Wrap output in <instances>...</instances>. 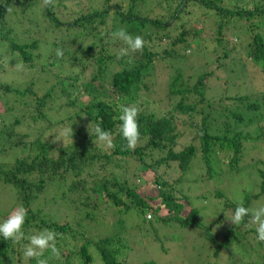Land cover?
Instances as JSON below:
<instances>
[{"label": "trees", "instance_id": "trees-1", "mask_svg": "<svg viewBox=\"0 0 264 264\" xmlns=\"http://www.w3.org/2000/svg\"><path fill=\"white\" fill-rule=\"evenodd\" d=\"M120 27L142 53L120 56ZM121 105L140 110L135 150ZM263 158L264 0H0V185L14 191L0 222L28 209L25 238L0 237V264H36L23 247L45 228L60 249L49 264H264L250 217L225 220L261 203L264 171L239 200L213 183ZM132 209L143 218L129 224Z\"/></svg>", "mask_w": 264, "mask_h": 264}, {"label": "clouds", "instance_id": "clouds-1", "mask_svg": "<svg viewBox=\"0 0 264 264\" xmlns=\"http://www.w3.org/2000/svg\"><path fill=\"white\" fill-rule=\"evenodd\" d=\"M56 0H43L45 7H55ZM112 37L125 45L120 49V56L126 57L130 53L143 52L145 40L141 35H132L124 27H120L112 32ZM55 54L58 58H62L64 50L57 48ZM131 62V61H130ZM24 66L23 60L17 54V70H22ZM139 108L135 105H121L119 114L114 117L119 123V132L126 141V148L135 150L140 139V126L138 122ZM70 130H64L61 136H67ZM89 134L95 135L94 143L103 142L107 148H112L113 134L109 130L103 129L99 124L94 128L92 123L88 126ZM74 135V133H73ZM59 140V139H57ZM28 209L19 206L14 209L7 219L0 222V237L4 240H12L19 242L25 238L23 226L25 224ZM227 215V214H225ZM245 217H250V223L256 225L257 239L264 242V202L257 203L254 207H246L242 200L236 203L234 213L227 217L232 225H240L244 222ZM29 242L23 247V256L26 259H35L36 264H49L48 258L44 257L45 252H50L52 256L59 257L60 249L57 247V233L52 229H42L28 238Z\"/></svg>", "mask_w": 264, "mask_h": 264}, {"label": "rangeland", "instance_id": "rangeland-1", "mask_svg": "<svg viewBox=\"0 0 264 264\" xmlns=\"http://www.w3.org/2000/svg\"><path fill=\"white\" fill-rule=\"evenodd\" d=\"M125 1V0H124ZM14 7V6H13ZM19 10V7L15 5L14 7V12L12 13L11 16L17 18L19 17L18 12ZM27 10V8H26ZM30 8L27 10V14L30 13ZM74 16V15H73ZM48 34V36H47ZM47 34L45 33V35L47 36L49 42H51L52 40V36H51V32L50 30L47 31ZM50 35V37H49ZM17 55H12L10 56L9 60H11L10 62H13L15 61V58H16ZM19 75V72H15L13 77L15 76H18ZM83 100H86L87 98L82 96L81 97ZM16 100L15 102H12L11 105H18L20 103V101ZM10 102V103H11ZM9 105L7 103H5V107ZM264 160V158H263ZM262 163L263 165H256V163H250V165H248L246 167V169L243 171V172H240V173H229L228 171H225L223 173H220L218 175H216L213 179V183L214 185L216 186V188H220L221 190L229 193L228 195H230L232 193L233 196H235L236 199H242V197L245 195V193H247L248 191L250 193L252 192H257L259 191V187H260V184L262 183L263 181V178L261 177V172L264 171V162H260ZM149 175L152 176V173H149ZM149 188L148 185H144L143 186V190ZM209 188V187H207ZM11 191L13 192L11 194ZM6 192V193H5ZM11 195L12 197L14 196V191L13 189L11 190H8L6 189L5 186H1L0 185V200H1V204L3 205V208H5L6 206L10 205L11 202ZM262 201L261 202H264V196H262ZM202 199H193V204H196V205H201L203 206L202 204ZM212 204L208 205V206H211ZM204 207V206H203ZM217 214V213H216ZM214 214V215H216ZM233 213H228L227 216L225 217V220L227 222V224H229L230 222L227 220V217H230ZM125 218L128 219V223L130 224V221L131 223H135V222H138V221H141L142 218H143V213L139 212L138 210L136 209H132L130 211V213L126 214L125 215ZM147 218H149L147 216ZM207 220H211V217H208ZM134 221V222H133ZM137 247H135L134 249L136 250ZM139 251L140 249L138 248V251L136 252L135 254V258L134 260L137 261L139 259ZM133 253V252H132Z\"/></svg>", "mask_w": 264, "mask_h": 264}]
</instances>
